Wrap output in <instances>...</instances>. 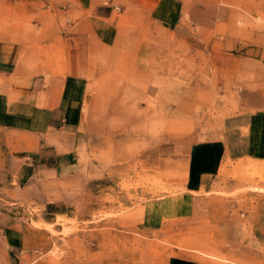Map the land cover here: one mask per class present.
I'll list each match as a JSON object with an SVG mask.
<instances>
[{
    "label": "rangeland",
    "instance_id": "obj_1",
    "mask_svg": "<svg viewBox=\"0 0 264 264\" xmlns=\"http://www.w3.org/2000/svg\"><path fill=\"white\" fill-rule=\"evenodd\" d=\"M99 3L113 6L95 14ZM162 8L160 18L136 29L130 14L138 10L126 0H0L9 26L84 19L91 44L83 110L88 140L77 151L76 171L48 177L57 193L48 199L60 204L65 197L69 214L49 215L46 222L42 205H14L15 195L39 192L41 180L30 182L28 196V190L9 193L0 173V234L5 228L41 231L37 257L69 264H264V156L224 160L212 187L193 192L182 179L142 172L135 160L140 149L161 142L185 149L196 139L224 137L237 145L228 128L221 133L224 120L264 111V0H166ZM91 21L108 36L95 33L94 39ZM210 36H222L245 58L228 92L214 90L205 49ZM44 57L55 66L57 56ZM254 117L264 127V117ZM156 200L166 202V213L184 209L211 222L175 234L118 228L120 211ZM1 252L0 246V264Z\"/></svg>",
    "mask_w": 264,
    "mask_h": 264
},
{
    "label": "crops",
    "instance_id": "obj_2",
    "mask_svg": "<svg viewBox=\"0 0 264 264\" xmlns=\"http://www.w3.org/2000/svg\"><path fill=\"white\" fill-rule=\"evenodd\" d=\"M126 1L130 7L138 10L130 14V18L136 29H141L150 24L154 16L157 19L161 17L166 0ZM112 6L99 3L93 6V10L95 14H101ZM19 7V12L28 9L27 5ZM3 16L0 14L1 179L3 187L11 190L9 193L21 194L22 190L24 193L28 190V196L30 182L40 178L39 192L34 191L31 198L15 195L14 199H18H13V202L26 209L35 204L42 205V220L49 222V215L69 214V202L65 197L60 204L48 199L57 194L52 190L48 177L53 171L61 176L76 171L74 161L77 151L88 140L83 110L87 104V61L88 56H92L91 44L84 19L72 24L56 23L54 26L50 22L39 21L25 27L16 22L9 26ZM91 23L94 39L95 33L108 36L105 28L101 31L98 21ZM97 45L99 48L100 41ZM173 45L187 49L178 43ZM205 49L214 90L228 92L231 76L244 68V56L234 53L222 36H210ZM44 56H57L55 66L51 62L53 58L48 60ZM256 114L264 117V111L254 110L224 120L221 133L224 134L223 131L228 128V136L233 142L236 138L237 145L224 143V137L220 141L211 137L204 141L196 139L185 149L178 148L173 142H161L140 149L135 158L136 165L144 173L182 179L190 192L202 188L207 190L212 187V176L217 174L224 160L264 156V147L259 142L264 139V127H259L261 122L254 117ZM242 126L248 131L243 132ZM190 197L189 204H193L196 197L192 194ZM8 200L11 198L8 197ZM165 203L156 200L131 205L117 214L116 225L120 229L145 228L160 234H175L198 231L211 222L209 216L199 212L180 209L166 213ZM37 231L3 229L0 234L2 264H69L37 257L36 238L41 234V231ZM45 252L47 254L50 250L46 249Z\"/></svg>",
    "mask_w": 264,
    "mask_h": 264
}]
</instances>
